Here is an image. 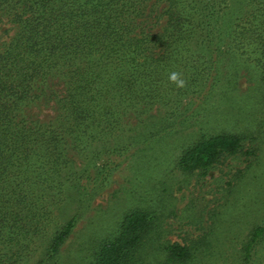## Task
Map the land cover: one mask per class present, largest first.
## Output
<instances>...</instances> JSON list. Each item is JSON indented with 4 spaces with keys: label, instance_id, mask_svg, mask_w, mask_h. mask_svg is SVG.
Instances as JSON below:
<instances>
[{
    "label": "trees",
    "instance_id": "trees-1",
    "mask_svg": "<svg viewBox=\"0 0 264 264\" xmlns=\"http://www.w3.org/2000/svg\"><path fill=\"white\" fill-rule=\"evenodd\" d=\"M147 1L0 0L17 26L14 37L0 47V264H21L34 252L35 239L50 232L52 206L63 188L73 189L81 202L98 186L97 180L93 188L82 177L69 184L72 175L63 167L62 133L22 116V108L43 94L45 77L55 73L65 78L67 115L62 126L68 124L70 133L80 137L111 134L118 123L111 104L132 103L133 95L143 90L150 96L146 78L156 80L168 67L169 72L181 68L194 75L192 63H185L191 44L200 45L206 54L201 56L208 65L203 71L210 74L203 86L209 87L210 95L221 78L225 80L227 65L236 69L233 62L221 69L217 57L232 52L234 43L235 52L243 50L241 41H248L258 55L264 82V0H256L261 7L248 27L226 24L225 9L211 0H153L151 6L166 4L162 12L166 23L157 35L140 29ZM242 139L226 132L202 136L184 148L176 167L188 174L206 170L223 156L239 152ZM105 160L109 169L110 164L117 166L109 156ZM153 217L140 209L126 213L117 233L100 243L89 264H137L136 251L153 227ZM76 222L74 215L53 229L44 258L36 264L57 257ZM249 235L243 247L246 260L264 238V225ZM164 252L170 264H186L193 258L189 248L177 243L164 246Z\"/></svg>",
    "mask_w": 264,
    "mask_h": 264
},
{
    "label": "rangeland",
    "instance_id": "rangeland-1",
    "mask_svg": "<svg viewBox=\"0 0 264 264\" xmlns=\"http://www.w3.org/2000/svg\"><path fill=\"white\" fill-rule=\"evenodd\" d=\"M152 1L145 4L140 29L157 35L166 23L162 15L166 4L151 6ZM211 1L225 9L226 24L245 27L261 7L256 0ZM11 18V11L0 2V47L17 31ZM241 43L243 50L235 52L234 43L232 52L217 57L221 69L231 62L236 69L227 65L215 94L203 86L210 74L203 71L208 65L201 56L206 54L200 45L191 44L185 63H192L196 78L179 68L176 72L186 85L177 88L169 82V67L156 80L146 78L150 96L143 90L133 95L132 103L111 104L118 123L106 135L80 137L70 133L68 124L62 126L67 115L65 78L55 73L45 77L43 94L22 108V116L33 125L62 133L63 167L72 175L69 184L82 177L93 188L97 180L98 186L81 202L73 189L63 188L52 206L50 232L35 239L34 252L21 264L42 260L53 229L74 215L77 222L71 235L48 264H89L100 243L112 238L123 216L135 209L154 216L153 227L136 251L137 264H170L164 246L174 243L191 250L193 258L186 264H264V238L249 260L243 254L252 229L264 225V82L258 55L248 41ZM197 57L201 61L193 63ZM225 132L243 137L239 152L192 174L177 169L184 148L202 136ZM108 156L116 167L108 168Z\"/></svg>",
    "mask_w": 264,
    "mask_h": 264
},
{
    "label": "clouds",
    "instance_id": "clouds-1",
    "mask_svg": "<svg viewBox=\"0 0 264 264\" xmlns=\"http://www.w3.org/2000/svg\"><path fill=\"white\" fill-rule=\"evenodd\" d=\"M169 82L175 84L177 88H184L186 85L185 80L182 78V74L176 71L170 72L168 76Z\"/></svg>",
    "mask_w": 264,
    "mask_h": 264
}]
</instances>
